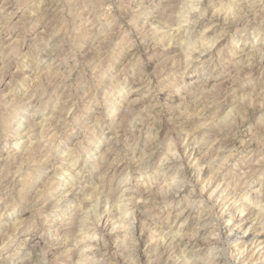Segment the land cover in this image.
<instances>
[{"label": "clouds", "instance_id": "clouds-1", "mask_svg": "<svg viewBox=\"0 0 264 264\" xmlns=\"http://www.w3.org/2000/svg\"><path fill=\"white\" fill-rule=\"evenodd\" d=\"M0 264H264V0H0Z\"/></svg>", "mask_w": 264, "mask_h": 264}]
</instances>
